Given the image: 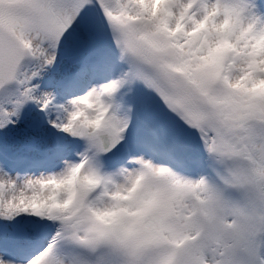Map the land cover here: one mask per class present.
I'll return each instance as SVG.
<instances>
[{
  "label": "snow or ice",
  "instance_id": "obj_1",
  "mask_svg": "<svg viewBox=\"0 0 264 264\" xmlns=\"http://www.w3.org/2000/svg\"><path fill=\"white\" fill-rule=\"evenodd\" d=\"M0 264H264V0H0Z\"/></svg>",
  "mask_w": 264,
  "mask_h": 264
}]
</instances>
